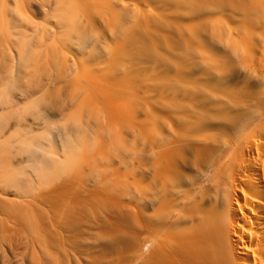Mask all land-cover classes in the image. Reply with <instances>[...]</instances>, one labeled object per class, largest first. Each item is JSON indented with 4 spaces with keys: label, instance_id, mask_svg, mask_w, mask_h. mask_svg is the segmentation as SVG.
<instances>
[{
    "label": "bare ground",
    "instance_id": "obj_1",
    "mask_svg": "<svg viewBox=\"0 0 264 264\" xmlns=\"http://www.w3.org/2000/svg\"><path fill=\"white\" fill-rule=\"evenodd\" d=\"M0 264H264V0H0Z\"/></svg>",
    "mask_w": 264,
    "mask_h": 264
}]
</instances>
